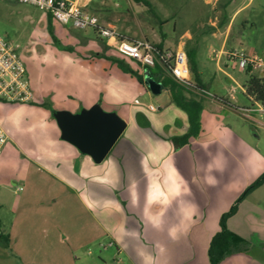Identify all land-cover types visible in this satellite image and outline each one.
I'll list each match as a JSON object with an SVG mask.
<instances>
[{
	"label": "rangeland",
	"instance_id": "374dc122",
	"mask_svg": "<svg viewBox=\"0 0 264 264\" xmlns=\"http://www.w3.org/2000/svg\"><path fill=\"white\" fill-rule=\"evenodd\" d=\"M226 1L148 0V8L131 0H92L89 10L130 40L184 52L199 43L198 57L206 64L201 78L215 97L211 100L249 104L241 91L246 68L238 61L221 66L234 83L208 54L211 49L236 50L264 60V0H231L223 11L220 5ZM0 35L18 46L33 94L26 104L0 103V130L8 141L0 155V220L9 235L0 239V264H136L128 249L119 251L115 245L122 222L116 207L101 215L87 196L69 194L27 157L42 155L40 129L50 120L57 123L54 114L60 110L54 107L61 102L52 94L74 92L83 84L91 96L109 97L112 112L107 113L124 120L133 107L159 114L171 100L169 92L153 93L146 69L105 45L92 29L59 25L36 7L0 0ZM150 104L157 110H147ZM259 137L264 148V130Z\"/></svg>",
	"mask_w": 264,
	"mask_h": 264
},
{
	"label": "crops",
	"instance_id": "0c3cea01",
	"mask_svg": "<svg viewBox=\"0 0 264 264\" xmlns=\"http://www.w3.org/2000/svg\"><path fill=\"white\" fill-rule=\"evenodd\" d=\"M196 58L201 85L208 90L201 78L206 64L199 60L198 50ZM208 58L213 61L210 53ZM220 60H216L219 72L235 83L221 69L230 61ZM83 86L52 94L61 102L54 108L78 115L101 104L102 111L112 112L109 97L91 96ZM196 96L202 104L201 130L183 145L173 139L188 132L186 113L169 100L156 115L133 107L123 118L125 130L101 163L62 139L53 120L40 129L44 130L38 141L42 155L27 160L69 194L87 196L88 204L101 215L116 207L122 222L116 228L115 245L119 251H130L131 262L209 264L208 245L219 231L220 217L264 173L259 137L264 115L248 111L255 105L251 102L218 103ZM226 226L247 241V251L220 264H264V183L239 202ZM101 227L107 231L105 224ZM0 235H8L1 220Z\"/></svg>",
	"mask_w": 264,
	"mask_h": 264
},
{
	"label": "built area",
	"instance_id": "2783aa9c",
	"mask_svg": "<svg viewBox=\"0 0 264 264\" xmlns=\"http://www.w3.org/2000/svg\"><path fill=\"white\" fill-rule=\"evenodd\" d=\"M4 1L36 7L62 26L71 25L74 29L90 28L100 40L110 41L120 53L141 67L153 69L159 65L168 69L170 77L192 94L209 99L215 98L191 80L188 58L183 49L158 51L147 40H130L127 35L99 21V18L89 10V4L92 0ZM19 54L18 46L0 35V103L2 104H26L33 99L32 89L26 74L27 70ZM210 58L215 61L222 58L227 61H238L246 69L259 72L264 77V60L256 57V55H246L236 50L211 49ZM148 109L150 111L157 110L151 105L148 106ZM248 111H255V113L264 115V107L259 104H255ZM6 142L7 137L0 130V155Z\"/></svg>",
	"mask_w": 264,
	"mask_h": 264
},
{
	"label": "trees",
	"instance_id": "16d2710c",
	"mask_svg": "<svg viewBox=\"0 0 264 264\" xmlns=\"http://www.w3.org/2000/svg\"><path fill=\"white\" fill-rule=\"evenodd\" d=\"M134 3H140L143 6H146L149 8V2L148 0H131ZM231 4V0H227L224 4L220 5L221 10L225 11L228 5ZM50 19H52L51 16H49ZM224 23H220V27ZM100 40V39H99ZM103 41V40H101ZM105 45H109L110 47H113L116 49V46L111 43L110 41H105ZM154 48H156L158 51L163 50L162 43H159L157 45H152ZM187 55V61L188 66L191 72V80L202 89L203 86L201 85V81L199 79L200 74L196 62V54H197V46L192 47L188 49L186 52ZM117 67L121 69L123 72H128L130 74H133L127 66H125L120 61H115ZM146 69V68H145ZM148 78L153 80L156 83H160L162 85V88L167 90L169 92L170 99L172 103L181 108L182 111H184L188 120L189 124V130L186 132L185 135L179 138H174V142L177 144H185L191 137L197 136L198 132L201 130L200 126V114L202 112V104L200 99L198 98H192L187 97L186 95L192 94L191 92L184 89L180 84L175 82L169 74L168 69H164L161 66L157 65L155 68L146 69ZM246 73L248 78H246L242 88L244 89V98L255 104L262 105L264 107V77H260L256 75V73L250 71L249 69H246ZM264 183V173L256 180L254 184H251L248 188L245 189L241 197L238 199L235 205L231 206V208L222 216L220 217L219 221V231L214 234L211 238V241L208 245V258L209 264H220L222 261H224L227 257L230 255H234L237 253H245L247 251V241H245L243 238L233 234L232 231H230L227 228V221L229 217L235 213L236 207L238 206L239 202L252 190L257 189L259 186H261ZM8 238V235H0V239L6 241Z\"/></svg>",
	"mask_w": 264,
	"mask_h": 264
},
{
	"label": "water",
	"instance_id": "95a60500",
	"mask_svg": "<svg viewBox=\"0 0 264 264\" xmlns=\"http://www.w3.org/2000/svg\"><path fill=\"white\" fill-rule=\"evenodd\" d=\"M146 84L153 93H158L162 88L160 83L148 77ZM54 116L62 139L70 142L82 153L88 154L95 163L104 160L126 127L123 120L105 113L97 105L81 111L78 115L61 111Z\"/></svg>",
	"mask_w": 264,
	"mask_h": 264
}]
</instances>
